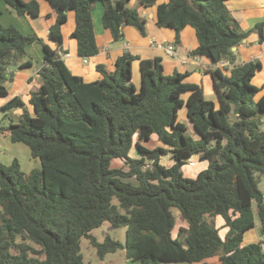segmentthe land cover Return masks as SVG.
<instances>
[{
  "label": "trees",
  "instance_id": "16d2710c",
  "mask_svg": "<svg viewBox=\"0 0 264 264\" xmlns=\"http://www.w3.org/2000/svg\"><path fill=\"white\" fill-rule=\"evenodd\" d=\"M47 1L56 14L47 31L54 47L35 33L0 24V98L6 99L0 135L24 143L40 164L24 172L17 158L0 161V264H86L81 240L103 221L125 227V242L91 239L100 258L125 249L126 264H264L262 242L243 241L255 216L264 234V194L255 176L264 173V91L252 83L261 63H236L233 47L247 32L228 0H138L143 8L156 5V25L174 31V44L191 26L197 39L191 54L231 64L208 71L216 103L185 80L187 73H165L160 57L125 51L112 69L95 65L98 79L74 74L58 55L69 11L75 14L70 36L86 58L99 50L92 20L96 3L114 41L125 26L145 35L146 19L128 7L130 0ZM1 3L18 15H39L37 0ZM263 25L254 27L260 39ZM34 42L41 44L43 65L37 70L40 84L30 91V112L19 96L8 98L6 81L11 68L33 64L26 47ZM183 107L187 122L178 118ZM13 108H22L18 121L3 124ZM153 134L157 145L141 143ZM192 156L204 167L188 177L182 168ZM173 208L185 223L176 236Z\"/></svg>",
  "mask_w": 264,
  "mask_h": 264
},
{
  "label": "crops",
  "instance_id": "0c3cea01",
  "mask_svg": "<svg viewBox=\"0 0 264 264\" xmlns=\"http://www.w3.org/2000/svg\"><path fill=\"white\" fill-rule=\"evenodd\" d=\"M38 1L41 2V0ZM226 5L228 9L231 11L233 17L238 21L241 31L247 32V35L242 40V42L237 47H235V49L233 48L236 51V55H237L236 63H244L249 60H259L261 63V69L255 73L254 77L252 78V81L255 82L257 86L262 87V91H264V25H263V39L259 38V33L254 28L256 23L264 22V0H228L226 2ZM140 14L145 19L146 16L152 19L156 25V5L147 8L142 7ZM68 17L69 14L67 13V19ZM37 22L38 25H35V27L40 28V30L44 31V33L47 35L48 28L47 29L45 28L47 26V23H43L40 20L39 21L37 20ZM74 27H75V21H74ZM74 27L68 29L66 28L64 33L63 31H61L63 37L62 49L64 50V52H68L70 54L69 56L66 57L62 56L61 58L74 74L82 76L86 81H92L98 79L101 76L100 73L95 69V65L97 63H103L108 68H111L109 67V64H112V66H114V61L116 57L119 56L121 53L128 51L132 54L139 56V58L160 57L165 73L170 74L175 71L180 73H187L186 78H190L192 80L191 81L192 83L200 85L203 89V93H205L206 90H208V92L214 91L212 78L208 71L210 69H214L215 67L211 65L209 60L202 59V57L200 59V62L207 66L206 68L193 60H189L187 63L182 64L176 56L167 55L163 48H160L156 44H152L150 42V41H155L156 43L174 44L173 41L175 35H174V31L170 28L159 27V28L147 29L145 25L146 33L145 35H142L134 27L125 26L123 28V37L120 40L114 41L112 40L111 35L108 34V32H103L101 30L100 31L98 30L97 32L94 27L95 38L99 50L96 55L90 57L89 59H87V62L84 63L82 61L83 58L77 54L76 40L70 36ZM190 27L191 26H186L180 32V41L179 43L174 44L175 50L179 55H185L187 52H190V50H193L197 46V39L195 37L194 29ZM31 33H36V32H34V30L32 29ZM31 33H27V34H31ZM49 45L51 47H54L53 46L54 44L51 42ZM27 47H26V52L28 54L27 56H33L28 52ZM42 65H43V54L41 56V62L37 63L36 65H34L33 63L30 67L14 69V70L10 69L12 73V77L10 79L11 86L9 85L7 87L6 85L8 89V98L12 96H19L24 101L25 107L30 112L32 111V108L29 104L30 91L37 89L40 84V78H38L39 76H37L38 75L37 70ZM217 67L223 68L222 66H217ZM30 68L31 70L29 72H25V73L20 72L22 70H29ZM132 69L134 73L133 78L135 80V78L138 76L137 75L138 60H135L133 62ZM97 73L99 74L97 75ZM196 75L199 76V82L193 81L194 79H192ZM4 100H0V107L2 106V104H4ZM181 113L185 114L184 107L180 110V114ZM218 218L221 219L220 217H217L216 222ZM219 221H222V219ZM255 227L256 224L252 229L244 233L243 241L244 243L261 241L262 242L261 246L264 251V240H258L254 234L250 236L249 232L255 231L254 230ZM258 232H259V225H258ZM246 235H249L248 241L245 240ZM260 235H264V234H260Z\"/></svg>",
  "mask_w": 264,
  "mask_h": 264
},
{
  "label": "rangeland",
  "instance_id": "374dc122",
  "mask_svg": "<svg viewBox=\"0 0 264 264\" xmlns=\"http://www.w3.org/2000/svg\"><path fill=\"white\" fill-rule=\"evenodd\" d=\"M38 1V0H37ZM40 1H38L39 3ZM0 7L2 8V14L0 15V24L3 26L13 25L15 26L21 33L27 34L31 33L32 29L35 34L42 39L43 42L50 44V39L47 37V35L44 33V31L40 30V28H36L35 25H38L37 20L47 23L46 29L49 28V26L54 23L55 21V12L49 5L47 0H41L39 3V16L34 17H28L26 15H18L11 7L6 5L5 3H1ZM128 7L137 10L138 13H141L142 7L138 4V0H130L128 3ZM101 13H102V5L100 3H96L94 10L92 11V20L94 23L95 30L98 32V30L103 32H108L107 30L103 29L101 24ZM69 17L67 21L61 26V31L63 33L65 32L66 28H73L74 27V21L75 16L73 11L68 12ZM146 27L149 28H159L155 25L154 21L146 16ZM191 28V27H190ZM112 38V37H111ZM52 43V42H51ZM97 43V41H96ZM98 45V44H97ZM28 52L33 55L30 56L33 59L34 65L41 62V56L43 54V50L40 43H32L30 46L27 47ZM94 56V55H93ZM92 57V56H90ZM90 57H87L89 59ZM202 59H206V57H202ZM98 60V59H97ZM109 69H112V64H109ZM26 68V67H25ZM17 69V68H11V70ZM29 70H22L20 72H29ZM99 73H97L98 75ZM25 75V74H24ZM38 76V75H37ZM23 77V76H22ZM39 78V77H38ZM88 79V78H85ZM192 79L193 81L199 82V76H194ZM186 81L191 82L192 80L190 78H186ZM11 81L7 80L6 85L7 87L11 86ZM253 84L255 82L252 81ZM33 84V81H32ZM256 85V84H255ZM204 97L206 99H210L217 102L216 95L214 91L206 92L204 93ZM0 100H4L1 99ZM5 102V100H4ZM22 108H13L6 111L7 115L6 118L3 119V124L7 125L9 123V120H12L13 122L18 121V116L21 113ZM4 114V111L0 110V118H2ZM181 115V116H180ZM178 118L180 121H186L187 118L184 113L180 114V111L178 113ZM235 118L234 114H229V119L233 120ZM189 133L192 134L194 137L197 136L196 133H193V129L191 125H189L188 129ZM135 139V138H134ZM141 143L147 147H153L158 144L157 137L155 134H153L150 139L148 140H141ZM133 148V147H132ZM131 155H135L133 149L130 150ZM17 158L21 169L24 172H29L32 168L39 167V160L36 157H33L30 153L29 148L22 142H12L10 141L9 137L0 135V161L9 164L11 161ZM167 160H165L166 162ZM191 161H193V166H189L187 163L183 166L182 170L184 174L188 177H193L196 175L195 173L198 172L200 169L204 167V163L198 160L196 156L191 157ZM114 166L121 165L120 161H113ZM255 176L257 178V185L258 188L263 192L264 194V173L258 174L255 173ZM173 213L176 217V224L173 229V235L176 236L179 233V227L184 226L185 223L180 219L179 217V211L177 208L172 209ZM255 231H251V235H255L258 240H264V235H260L258 232V219L255 216ZM221 219L218 218L217 224L221 225L222 221H219ZM223 231V230H221ZM185 235V233H184ZM110 237L113 240H117L121 242L122 244L125 242V227H113L108 221H103L99 226L89 231V237H84L81 240V253L83 255V260L86 264H126L129 262V259L126 257L125 249H117L114 252L107 253L104 257L100 258L97 255L96 248L93 246L91 239H95L98 242L103 241L105 237ZM183 234L179 238H182ZM245 240H249V235H246ZM169 264H199V263H186V262H179V263H169Z\"/></svg>",
  "mask_w": 264,
  "mask_h": 264
},
{
  "label": "built area",
  "instance_id": "2783aa9c",
  "mask_svg": "<svg viewBox=\"0 0 264 264\" xmlns=\"http://www.w3.org/2000/svg\"><path fill=\"white\" fill-rule=\"evenodd\" d=\"M152 44H156L158 47L163 48L166 52L167 55H171V56H176L180 62L182 64L187 63L189 60H193L195 62H197L198 64L202 65L203 67H207L205 64L200 62L201 56L199 55H194L191 54L190 52H187L185 55H179L177 54L176 50H175V46L173 43H156L155 41H150ZM58 55L60 57L64 56H69L70 54L68 52H64L61 50H58ZM82 61L85 63L87 62V58L86 57H82ZM213 67H217V66H222V67H226V66H230L231 64L228 61H218L215 64H211ZM189 166H193V161H188L187 163Z\"/></svg>",
  "mask_w": 264,
  "mask_h": 264
},
{
  "label": "water",
  "instance_id": "95a60500",
  "mask_svg": "<svg viewBox=\"0 0 264 264\" xmlns=\"http://www.w3.org/2000/svg\"><path fill=\"white\" fill-rule=\"evenodd\" d=\"M235 49V47H233ZM26 58H28V56H26Z\"/></svg>",
  "mask_w": 264,
  "mask_h": 264
}]
</instances>
